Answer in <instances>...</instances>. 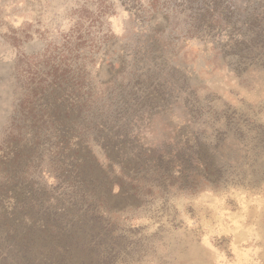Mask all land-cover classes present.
I'll list each match as a JSON object with an SVG mask.
<instances>
[{
    "label": "rangeland",
    "instance_id": "rangeland-1",
    "mask_svg": "<svg viewBox=\"0 0 264 264\" xmlns=\"http://www.w3.org/2000/svg\"><path fill=\"white\" fill-rule=\"evenodd\" d=\"M162 77L172 98L148 104ZM119 88L143 144L185 125L221 159L215 182L115 213L112 264H264V0H0V156L31 104L68 122L74 99Z\"/></svg>",
    "mask_w": 264,
    "mask_h": 264
},
{
    "label": "trees",
    "instance_id": "trees-1",
    "mask_svg": "<svg viewBox=\"0 0 264 264\" xmlns=\"http://www.w3.org/2000/svg\"><path fill=\"white\" fill-rule=\"evenodd\" d=\"M169 86L162 77L152 93L139 94L148 104L165 102ZM123 89L101 102L79 96L68 122L58 107L42 122L48 111L31 104L24 125L13 127L0 156V264H112L115 213L139 210L154 189L216 181L220 156L185 125L161 151L134 136L141 102Z\"/></svg>",
    "mask_w": 264,
    "mask_h": 264
}]
</instances>
